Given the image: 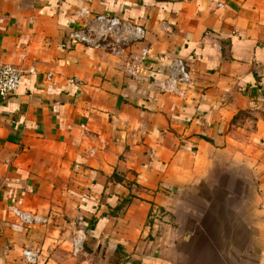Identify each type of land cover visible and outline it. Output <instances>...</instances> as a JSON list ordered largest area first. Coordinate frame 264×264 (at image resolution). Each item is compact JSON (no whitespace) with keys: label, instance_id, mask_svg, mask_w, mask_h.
I'll return each mask as SVG.
<instances>
[{"label":"crops","instance_id":"1","mask_svg":"<svg viewBox=\"0 0 264 264\" xmlns=\"http://www.w3.org/2000/svg\"><path fill=\"white\" fill-rule=\"evenodd\" d=\"M6 65L0 264H264V0H0Z\"/></svg>","mask_w":264,"mask_h":264},{"label":"built area","instance_id":"2","mask_svg":"<svg viewBox=\"0 0 264 264\" xmlns=\"http://www.w3.org/2000/svg\"><path fill=\"white\" fill-rule=\"evenodd\" d=\"M98 24L97 29H81L71 34V40L76 43H81L86 46H91L98 48L101 46L100 42L105 43L108 38L113 39V35L122 33L121 31L125 29L119 20L115 18H108L105 16H100L96 19ZM182 77L181 80L188 81L189 75L186 73L185 69H181ZM21 83V72L11 65L3 66L0 69V97L3 99L14 96ZM176 81L171 80V82L166 86V91L173 92L176 88ZM9 214L18 219L23 225L34 226L40 223L42 220L37 215L23 211L17 207L10 206ZM82 245L81 241L75 239L74 242V253L77 254L81 251ZM23 257L28 264H38L39 255L32 251H24Z\"/></svg>","mask_w":264,"mask_h":264}]
</instances>
